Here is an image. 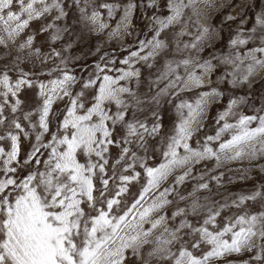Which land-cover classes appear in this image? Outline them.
Instances as JSON below:
<instances>
[{"label": "snow or ice", "instance_id": "obj_1", "mask_svg": "<svg viewBox=\"0 0 264 264\" xmlns=\"http://www.w3.org/2000/svg\"><path fill=\"white\" fill-rule=\"evenodd\" d=\"M200 3L210 0H164V4L111 0L95 6L94 0H0V45L5 47L41 19L51 18L41 31L51 30L52 42L60 40L68 31L60 22L70 8L78 10L80 20L95 31L102 32L115 21L111 37L131 34L139 9L153 13L148 16L151 39L139 40L138 48L119 60L123 67H117L115 58L101 57L87 79H80L61 60L63 66L48 73L59 75L47 82L33 80V74L22 69L15 79L8 68L0 70V264H129L130 259L149 264L143 258L147 246H151L148 257L165 264H215L242 252L252 254L243 264H264V207L247 210L249 202L264 201V186L239 195L231 204L208 207L200 218L196 217L205 205L197 193L209 189L204 176L187 195L177 190L194 178V167L203 161L215 160L219 167L222 162L264 158V114H260L264 109L254 115L241 113L230 122L244 98L229 100L216 118L215 134L197 140L195 147L193 138L203 127L210 104L223 96L217 87L201 91L194 102L181 100L171 133L162 132L158 111H152L151 121L140 118L146 103L159 107L162 97H178L210 83L216 69L212 60L217 58L201 60L198 55L210 31L201 24L191 43L182 49L179 41L176 45L177 51L190 49L197 55L166 60L152 82L159 90L150 99L138 92L137 65L153 67L169 48L163 36L184 22L188 10L199 24ZM158 7H166L167 14L157 13ZM255 23L258 28L250 29L249 35L239 34L230 41L234 51L220 60L232 67L222 79L233 87L250 83L264 71V13L256 16ZM185 29L186 25L177 36L188 35ZM34 39L29 35L20 48L31 49ZM250 42L255 46L241 52ZM53 55L60 53L53 49ZM76 86L79 91H74ZM33 87L38 88L40 103L25 111L20 93ZM58 102H64L62 111L54 109ZM22 139L32 142L23 158ZM157 142L162 161L152 166L149 160L155 158ZM113 149H118L115 155ZM142 173L146 183L128 202L130 187ZM170 177L172 184L161 190ZM222 178L223 173L210 177L218 183ZM174 193L191 202L169 216L167 206L173 203L169 196ZM232 208L237 212L225 216Z\"/></svg>", "mask_w": 264, "mask_h": 264}, {"label": "rangeland", "instance_id": "obj_2", "mask_svg": "<svg viewBox=\"0 0 264 264\" xmlns=\"http://www.w3.org/2000/svg\"><path fill=\"white\" fill-rule=\"evenodd\" d=\"M103 2H111V0H94V6ZM120 2L125 3L127 0H120ZM160 3L164 4V0H160ZM198 8L200 10L199 24L196 22L197 17L192 15L191 10H188L182 24L167 30V35L163 36V38L169 42V48L165 53L161 54L152 68H148L143 64L137 65L141 70V82L138 92L142 98L150 99L159 90L152 82L160 71L163 70L166 60L197 55L195 50L177 51V41H179L180 48L182 49L184 43H191L193 41L201 24L210 29L208 37L203 41L201 46L202 51L198 54L201 60L212 57L217 58L212 60L213 64L216 65V69L211 74L210 83L201 89L181 92L178 97H162L159 107L155 104L146 103L143 106L145 111L140 115L141 119L147 117L151 121L152 111H158L162 117V124L164 126L162 132L171 133L174 125L178 122L176 105L181 100L194 102L201 91H208L211 87H217L223 92V96L210 104L207 115L203 120V127L197 131L193 138L192 144L194 147L197 146V140L202 142L206 135L215 134L217 128L216 118L220 112L227 108L229 100L244 98V102L234 109L235 114L229 117L230 122L238 119L241 113L254 115L260 109H264V71H260L253 76L250 83L233 87L222 79L227 72L232 71L231 65L220 62L224 56L234 51L230 44L232 39L239 34L247 36L250 33V29L253 27L258 28L255 18L257 15L264 13V0H210L209 4L200 3ZM68 11L69 16L65 21L60 22V27L63 28L67 25L68 31L61 34L62 38L60 40L52 42L50 38L51 30L48 32L41 31L42 27L51 21V18H49L48 20L41 19L31 22L29 28L17 37L14 42L9 41L7 47L0 45V70L8 68L10 70L9 75L15 79L19 75V70L22 69L25 72L32 73L31 78L33 80L47 82L56 75H59V73L53 72V75L49 76L48 73L58 65L62 67L61 60H64L74 75L80 79H87L95 70V64L101 62V57L106 56L107 59L115 58L117 60V67H123V65L119 64V60L126 57L130 50H136L139 40L151 39L153 34L148 22V16L153 14L152 10L145 12L144 9H139L133 19L134 26L129 29L131 34H124L121 37H111L109 35L112 29L115 28V21L109 22L110 27L108 29L102 32L95 31L92 25L80 20L78 10L70 8ZM101 11H104L106 16V11ZM155 11L167 14L166 7H158ZM229 16L234 17V19L229 20ZM118 18L119 15H117ZM185 25V30L189 34L177 36V33ZM29 35L35 37L33 46L31 49L25 48L22 50L20 44L24 43ZM253 46L255 44L250 42L248 45L242 46L240 51L244 52L247 48ZM35 49L40 50L39 55L35 53ZM53 49L60 53L59 57L53 55ZM163 86V84L159 85V87ZM74 91H79V86H76ZM20 98L24 102L23 108L25 111L35 109L40 103L38 88L36 87L23 89L20 93ZM63 108L64 102H58L54 105V109L58 111H62ZM260 114H264V112H260ZM53 129L55 130V124H53ZM224 138H227V134ZM31 143L30 140L22 139V158L30 151ZM5 146H7V142H5ZM159 148L160 145L157 142L155 158L149 160L152 166L162 161ZM112 151L113 155H115L118 149H113ZM221 173H223V178L219 183L210 179V177L219 176ZM176 174H179V172ZM201 175L204 176V181L209 183V189L197 193L200 203L205 205V208L199 211L196 218L205 216L208 207L219 206L224 203L231 204L239 195L250 194L258 187L264 186V158L254 161L243 159L222 162L219 167L216 166L215 160L203 161L194 167L192 173L194 178L188 179L183 185L178 186V192L183 195L190 193L193 186L200 182L198 178ZM173 180L174 177H170L168 181L161 185V190L163 187L170 186ZM145 183L146 178L142 173L139 182H133L130 187V195L127 197L128 202H131ZM169 199L173 201L172 204L167 206V215L169 216L177 207H186L191 202V198L186 201L179 200L175 193L169 196ZM262 207H264V201L249 202L247 210L257 211L261 210ZM236 212L237 209L232 208L231 210H227L224 215L231 216ZM150 250L151 246H147L143 250L144 260H148L149 264H165L164 261L148 257L147 253ZM251 255L248 252L228 254L215 261V264H243L244 261L250 259ZM129 264H143V261L130 259Z\"/></svg>", "mask_w": 264, "mask_h": 264}]
</instances>
